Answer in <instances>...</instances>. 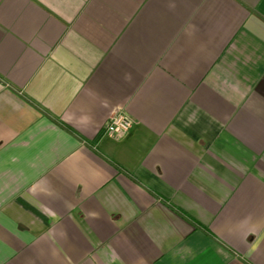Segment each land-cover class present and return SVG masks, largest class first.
Returning a JSON list of instances; mask_svg holds the SVG:
<instances>
[{"label": "crops", "instance_id": "obj_1", "mask_svg": "<svg viewBox=\"0 0 264 264\" xmlns=\"http://www.w3.org/2000/svg\"><path fill=\"white\" fill-rule=\"evenodd\" d=\"M0 264H264V0H0Z\"/></svg>", "mask_w": 264, "mask_h": 264}, {"label": "built area", "instance_id": "obj_2", "mask_svg": "<svg viewBox=\"0 0 264 264\" xmlns=\"http://www.w3.org/2000/svg\"><path fill=\"white\" fill-rule=\"evenodd\" d=\"M132 119L123 111L113 113L105 123L106 132L113 137H121L132 126Z\"/></svg>", "mask_w": 264, "mask_h": 264}]
</instances>
